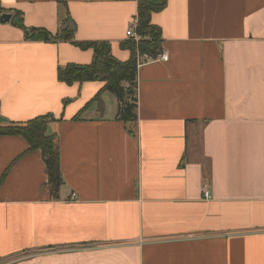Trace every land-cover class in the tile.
I'll list each match as a JSON object with an SVG mask.
<instances>
[{
	"label": "crops",
	"instance_id": "1",
	"mask_svg": "<svg viewBox=\"0 0 264 264\" xmlns=\"http://www.w3.org/2000/svg\"><path fill=\"white\" fill-rule=\"evenodd\" d=\"M0 3L29 29L72 34L33 41L0 22V117L53 115L64 179L54 200L41 152L0 137V264H264V0L154 13L169 58L140 63L135 124L107 92L75 121L103 83L69 86L58 70L92 62L78 43L128 60L137 0Z\"/></svg>",
	"mask_w": 264,
	"mask_h": 264
},
{
	"label": "trees",
	"instance_id": "2",
	"mask_svg": "<svg viewBox=\"0 0 264 264\" xmlns=\"http://www.w3.org/2000/svg\"><path fill=\"white\" fill-rule=\"evenodd\" d=\"M138 13L136 16L137 33L142 36L140 42L129 39L121 44V48L130 53L126 61L117 59L109 42L78 43V46L93 52V60L88 65L69 64L59 68L58 79L66 85L84 84L90 82H102L103 87L92 100L87 109L81 110L75 117V121L82 120L86 110L93 104L99 103L100 111H103L102 95L107 92L112 94L118 102V114L116 119L125 124H135L138 121V67L143 60H155L163 54V42L161 29L152 24L154 13L162 11L168 0H137ZM13 14L9 22L2 21L4 14ZM0 22L11 23L24 31L25 38L33 41H57L70 40L72 34L67 31H59L56 35L43 28H27L24 25L23 15L14 9H5L0 3ZM67 104V102H65ZM53 115H43L26 123H14L4 120L0 123V137L18 136L26 140L28 151H40L46 166L47 186L51 198L59 199V194L64 185L61 171L60 148L58 138L48 133V126L55 122ZM134 134L133 130H130Z\"/></svg>",
	"mask_w": 264,
	"mask_h": 264
},
{
	"label": "built area",
	"instance_id": "3",
	"mask_svg": "<svg viewBox=\"0 0 264 264\" xmlns=\"http://www.w3.org/2000/svg\"><path fill=\"white\" fill-rule=\"evenodd\" d=\"M137 25H138V23H137V21L135 19V21L133 22V24L131 25V27L127 31V35L126 36H127L128 39H133L135 42L138 43V42H140L142 40V36L137 33ZM159 58L161 60H163V61H168L169 57H168V55L166 53L164 55L159 56ZM204 198L205 199H209L210 198L209 192L207 190H205V192H204ZM71 199H76V196L73 195L71 197Z\"/></svg>",
	"mask_w": 264,
	"mask_h": 264
},
{
	"label": "water",
	"instance_id": "4",
	"mask_svg": "<svg viewBox=\"0 0 264 264\" xmlns=\"http://www.w3.org/2000/svg\"><path fill=\"white\" fill-rule=\"evenodd\" d=\"M2 21L4 22H9L11 19H12V16L10 14H4L2 15L1 17ZM69 28H72V30H74L73 28V24L72 23H66L64 26H63V30H67ZM1 122H4V119L0 117V123Z\"/></svg>",
	"mask_w": 264,
	"mask_h": 264
},
{
	"label": "bare ground",
	"instance_id": "5",
	"mask_svg": "<svg viewBox=\"0 0 264 264\" xmlns=\"http://www.w3.org/2000/svg\"><path fill=\"white\" fill-rule=\"evenodd\" d=\"M117 114H118V112H117Z\"/></svg>",
	"mask_w": 264,
	"mask_h": 264
}]
</instances>
